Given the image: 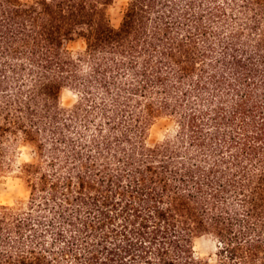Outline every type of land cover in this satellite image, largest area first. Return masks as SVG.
I'll use <instances>...</instances> for the list:
<instances>
[{"label":"trees","instance_id":"16d2710c","mask_svg":"<svg viewBox=\"0 0 264 264\" xmlns=\"http://www.w3.org/2000/svg\"><path fill=\"white\" fill-rule=\"evenodd\" d=\"M111 1L0 0V264H264V0Z\"/></svg>","mask_w":264,"mask_h":264},{"label":"rangeland","instance_id":"374dc122","mask_svg":"<svg viewBox=\"0 0 264 264\" xmlns=\"http://www.w3.org/2000/svg\"><path fill=\"white\" fill-rule=\"evenodd\" d=\"M28 2L32 0H20ZM129 0H112L106 8L110 24L118 27L125 7ZM70 49L79 50L83 47L81 40L69 44ZM63 106H71L76 101V94L70 89H63L60 95ZM174 122L169 118H158L151 124L147 141L156 143L164 140L173 132ZM9 165L0 171V203L17 204L26 201L28 191L19 172V166L33 159L32 149L29 145L19 142L10 152ZM217 241L212 235L204 234L194 239L193 249L197 258L214 260L217 251Z\"/></svg>","mask_w":264,"mask_h":264}]
</instances>
